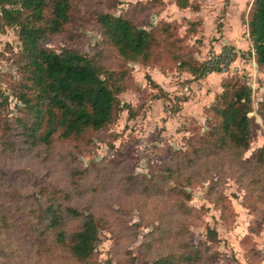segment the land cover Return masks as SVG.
I'll list each match as a JSON object with an SVG mask.
<instances>
[{"label":"rangeland","instance_id":"rangeland-1","mask_svg":"<svg viewBox=\"0 0 264 264\" xmlns=\"http://www.w3.org/2000/svg\"><path fill=\"white\" fill-rule=\"evenodd\" d=\"M250 1L192 0L193 11L175 0H70L64 31L45 46L75 50L128 87L110 124L70 139L57 132L48 146L22 129L33 115L20 97L34 103L35 90L20 81L18 30L0 34V264H264V68L247 43ZM99 14L152 35L149 64L121 58ZM225 45L235 60L220 73L195 78L177 65H202ZM238 90L251 103L240 158L217 147V110ZM53 215L65 244L95 217L89 261L57 241Z\"/></svg>","mask_w":264,"mask_h":264},{"label":"trees","instance_id":"trees-1","mask_svg":"<svg viewBox=\"0 0 264 264\" xmlns=\"http://www.w3.org/2000/svg\"><path fill=\"white\" fill-rule=\"evenodd\" d=\"M227 0H224L226 3ZM180 9L198 11L199 5L190 0H175ZM70 0H0V34L7 29H17L20 54L16 63L26 76L20 79L22 86L35 90L34 103L28 104L33 121L22 124V129L32 143L50 145L53 136L70 139L88 131H100L113 120L119 102L116 95L127 90L113 72L99 67L87 56L72 50L54 51L45 46L50 35L64 31L70 14ZM98 23L109 43L125 61L149 64L151 58L149 36L145 29L132 27L123 17L99 14ZM247 35L257 66L264 68V0H253L247 14ZM193 30L198 33V25ZM197 31V32H196ZM235 60L233 47L224 46L204 64L189 60L176 61L179 69L195 78L226 70ZM141 63V64H142ZM21 65V66H20ZM155 88H159L149 80ZM0 115L8 106V97L0 93ZM127 109L129 107L126 106ZM250 94L238 90L223 109L217 110L221 119L220 138L217 147L226 154L240 158L248 149L251 121ZM264 153V149H261ZM264 159V155L261 156ZM254 180H252L253 182ZM78 216L75 210H68ZM97 222L87 215L79 228L70 235L65 244L66 233L60 228L57 215L51 218L50 227L56 230V239L65 244L69 253L78 261L86 263L93 255L97 243Z\"/></svg>","mask_w":264,"mask_h":264},{"label":"crops","instance_id":"crops-1","mask_svg":"<svg viewBox=\"0 0 264 264\" xmlns=\"http://www.w3.org/2000/svg\"><path fill=\"white\" fill-rule=\"evenodd\" d=\"M227 1H228V0H227ZM252 1H253V0L250 1L248 7L246 8V9H247L246 17H247V14H248L249 6L251 5ZM190 2H192V0H190ZM192 3H193V2H192ZM195 4H198V3H195ZM224 4H227V2L224 3ZM198 5H199V4H198ZM188 9H189V8H188ZM199 9H200V6H199ZM199 9H198V10H199ZM230 9H231V4H230ZM189 10H191V9H189ZM246 21H247V18H246ZM246 27H247V25H246ZM246 31H247V30H246ZM246 34H247V32H246ZM222 35L224 36V40L227 41V37H226V35H225V32H223ZM247 38H248V35H247ZM247 41H248V40H247ZM247 43H249V41H248ZM248 45L250 46V43H249ZM225 46H226V45H225ZM223 47H224V46H223Z\"/></svg>","mask_w":264,"mask_h":264}]
</instances>
